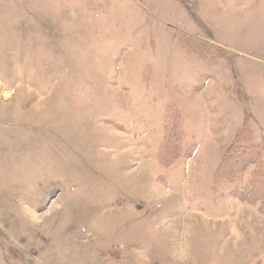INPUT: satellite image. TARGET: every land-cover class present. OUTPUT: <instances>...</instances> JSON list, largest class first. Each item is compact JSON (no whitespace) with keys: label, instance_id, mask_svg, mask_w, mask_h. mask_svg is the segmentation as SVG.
<instances>
[{"label":"rangeland","instance_id":"obj_1","mask_svg":"<svg viewBox=\"0 0 264 264\" xmlns=\"http://www.w3.org/2000/svg\"><path fill=\"white\" fill-rule=\"evenodd\" d=\"M87 1L0 0V264H264L213 183L246 123L264 160V0ZM170 109L197 148L163 172Z\"/></svg>","mask_w":264,"mask_h":264},{"label":"trees","instance_id":"obj_2","mask_svg":"<svg viewBox=\"0 0 264 264\" xmlns=\"http://www.w3.org/2000/svg\"><path fill=\"white\" fill-rule=\"evenodd\" d=\"M192 48L202 55L199 46ZM203 87L201 85L197 89ZM164 122L156 161L159 168L166 172L180 159H193L197 146L186 141L185 118L180 112L170 109V115ZM213 183L216 187L227 184L231 197L243 204L255 206L264 217V160L249 123L243 126L225 152L215 169Z\"/></svg>","mask_w":264,"mask_h":264},{"label":"crops","instance_id":"obj_3","mask_svg":"<svg viewBox=\"0 0 264 264\" xmlns=\"http://www.w3.org/2000/svg\"><path fill=\"white\" fill-rule=\"evenodd\" d=\"M50 2L49 6H41L37 8L36 17L42 20L46 19H60L69 24H86L88 19V12L93 9L95 3L87 0H44ZM75 7L76 13L71 8ZM78 13V14H77ZM82 13V14H81ZM83 15V16H82Z\"/></svg>","mask_w":264,"mask_h":264}]
</instances>
